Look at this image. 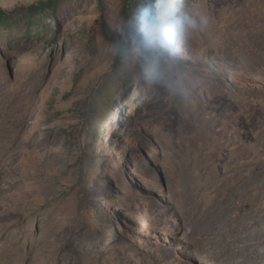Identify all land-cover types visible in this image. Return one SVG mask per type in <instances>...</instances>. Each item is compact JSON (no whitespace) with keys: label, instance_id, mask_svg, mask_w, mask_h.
Listing matches in <instances>:
<instances>
[{"label":"rangeland","instance_id":"1","mask_svg":"<svg viewBox=\"0 0 264 264\" xmlns=\"http://www.w3.org/2000/svg\"><path fill=\"white\" fill-rule=\"evenodd\" d=\"M132 9L0 24V264H264V0H185L164 80Z\"/></svg>","mask_w":264,"mask_h":264},{"label":"clouds","instance_id":"2","mask_svg":"<svg viewBox=\"0 0 264 264\" xmlns=\"http://www.w3.org/2000/svg\"><path fill=\"white\" fill-rule=\"evenodd\" d=\"M196 27L197 21L185 10V0H144L125 21L121 55L134 51L150 78L164 80V61L174 56Z\"/></svg>","mask_w":264,"mask_h":264},{"label":"trees","instance_id":"3","mask_svg":"<svg viewBox=\"0 0 264 264\" xmlns=\"http://www.w3.org/2000/svg\"><path fill=\"white\" fill-rule=\"evenodd\" d=\"M66 0H49L48 2H42L38 5H32L30 7L20 8L15 11V13L6 14L0 13V24L13 22V21H21L22 19H28L29 24L28 27L31 25H35V22H39L41 19L50 15V17H56L58 13L59 6ZM129 6L133 8L130 11V18L134 15L135 9L140 2L144 3V0H128ZM21 19V20H20ZM105 34H109V31L106 30ZM111 39V38H110ZM122 49L119 51L116 57L117 65L124 64L128 60V56L121 55Z\"/></svg>","mask_w":264,"mask_h":264},{"label":"bare ground","instance_id":"4","mask_svg":"<svg viewBox=\"0 0 264 264\" xmlns=\"http://www.w3.org/2000/svg\"><path fill=\"white\" fill-rule=\"evenodd\" d=\"M3 171H4V170H3ZM9 172H10V171L5 172V175H6V176H4V177H5V182H6V181H9V175H10ZM2 175H3V174H2ZM2 175H1V176H2ZM2 177H3V176H2ZM0 182H1V181H0ZM10 182H11V181H10ZM6 183H7V182H6ZM6 183H5V184H6ZM2 184H3V183H2Z\"/></svg>","mask_w":264,"mask_h":264}]
</instances>
